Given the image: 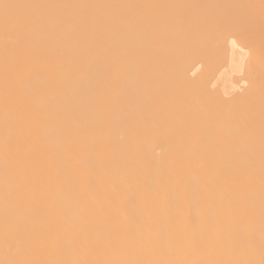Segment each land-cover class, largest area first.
I'll return each mask as SVG.
<instances>
[{"label": "bare ground", "instance_id": "6f19581e", "mask_svg": "<svg viewBox=\"0 0 264 264\" xmlns=\"http://www.w3.org/2000/svg\"><path fill=\"white\" fill-rule=\"evenodd\" d=\"M0 264H264V0H0Z\"/></svg>", "mask_w": 264, "mask_h": 264}]
</instances>
